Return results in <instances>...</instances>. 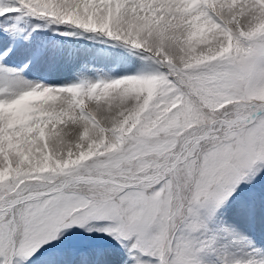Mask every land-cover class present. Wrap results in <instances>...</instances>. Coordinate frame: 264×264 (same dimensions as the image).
I'll return each instance as SVG.
<instances>
[{
	"label": "snow or ice",
	"instance_id": "1",
	"mask_svg": "<svg viewBox=\"0 0 264 264\" xmlns=\"http://www.w3.org/2000/svg\"><path fill=\"white\" fill-rule=\"evenodd\" d=\"M0 264H264V0H0Z\"/></svg>",
	"mask_w": 264,
	"mask_h": 264
}]
</instances>
